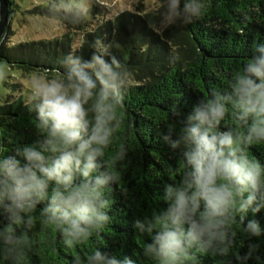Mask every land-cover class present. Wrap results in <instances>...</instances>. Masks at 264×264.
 <instances>
[{"label": "clouds", "instance_id": "9594fccd", "mask_svg": "<svg viewBox=\"0 0 264 264\" xmlns=\"http://www.w3.org/2000/svg\"><path fill=\"white\" fill-rule=\"evenodd\" d=\"M95 0H48L56 18L80 23L90 17ZM160 24L188 25L207 12L204 0H162ZM90 59L74 50L63 59L59 78L32 80L29 103L39 139L4 155L0 145V262L30 264L37 249L33 232L54 226L72 248L112 222L108 194L123 178L129 159L124 141L116 142L123 124L129 72L100 39ZM107 57V59H106ZM6 73L0 70V82ZM230 91L213 90L199 98L183 120L170 110L161 139L182 149L181 179L167 184L161 199L167 207L134 219L143 238V256L155 264H200L198 253H211L218 264H264L260 243L235 251L236 226L249 241L264 229L249 212L264 210V163L249 146L264 143V43L228 81ZM230 116L233 127L221 128ZM115 147L113 148V145ZM111 149V151H109ZM127 190H125L126 193ZM39 210V220L36 213ZM73 264H81L79 257ZM85 264H137L132 256L96 248Z\"/></svg>", "mask_w": 264, "mask_h": 264}, {"label": "trees", "instance_id": "16d2710c", "mask_svg": "<svg viewBox=\"0 0 264 264\" xmlns=\"http://www.w3.org/2000/svg\"><path fill=\"white\" fill-rule=\"evenodd\" d=\"M7 1L10 16L13 5ZM204 2L208 10L200 19L167 29L160 24L162 0L152 10L145 11L139 4L135 12L124 11L111 17L104 6L95 2L91 16L78 24L54 17L47 2L30 13L60 22L65 32L53 39L17 44H8V17L7 38L0 43V62L22 75L59 78L64 71V57L76 50L84 59H90L94 52L90 44L96 38L126 64L129 72L123 124L116 137L117 143H126L129 159L121 165L122 180L108 194L114 201L107 210L112 222L101 230L100 236L94 234L72 248L63 243L54 226L42 230L38 223L32 234L37 249L30 254V264H73L77 257L85 264L87 255L96 248L132 256L137 264H155L142 253L143 241L150 242V238L147 235L141 238L133 222L153 209L166 208L161 199L165 185L181 179L182 149L172 150L161 139L170 110L177 105L183 115L175 119L183 120L199 98H206L213 90L227 94L229 79L250 59L256 43H264V0ZM3 85L12 91L21 89L20 84L3 82ZM35 115L29 100L22 96L0 105V145L6 150L4 155H14L18 146L34 144L39 139ZM231 127L233 121L228 116L221 122V128ZM248 152L264 163V143L249 146ZM36 216L39 220V210ZM250 219L257 220L264 229V210L249 212L245 223ZM235 230V251L243 254L250 243L259 242L260 255L264 256V235L249 241L238 225ZM198 255L200 264H218L219 258L210 252Z\"/></svg>", "mask_w": 264, "mask_h": 264}, {"label": "rangeland", "instance_id": "374dc122", "mask_svg": "<svg viewBox=\"0 0 264 264\" xmlns=\"http://www.w3.org/2000/svg\"><path fill=\"white\" fill-rule=\"evenodd\" d=\"M9 2L13 5V11L9 16L8 44L53 39L65 32L60 22L30 13L36 6L47 4L48 0H9ZM95 2L104 6L108 16L111 17L124 11L135 12L139 4H142L145 11L152 10L157 6L158 0H95ZM6 36L3 41L7 38ZM0 70L6 73V78L0 82V105L6 100L12 101L19 96L29 100L34 91L31 82L38 74L22 75L21 71L10 69L4 62H0ZM39 76L41 79L46 77L45 74H39ZM3 82L8 85L20 84V92L12 91L10 87L4 86Z\"/></svg>", "mask_w": 264, "mask_h": 264}, {"label": "water", "instance_id": "95a60500", "mask_svg": "<svg viewBox=\"0 0 264 264\" xmlns=\"http://www.w3.org/2000/svg\"><path fill=\"white\" fill-rule=\"evenodd\" d=\"M9 5L7 0H0V43L6 36L8 26Z\"/></svg>", "mask_w": 264, "mask_h": 264}]
</instances>
